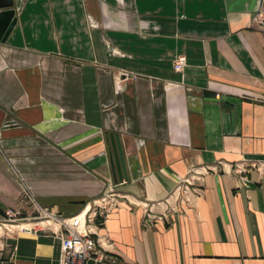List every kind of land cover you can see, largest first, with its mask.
I'll use <instances>...</instances> for the list:
<instances>
[{
    "label": "crops",
    "instance_id": "0c3cea01",
    "mask_svg": "<svg viewBox=\"0 0 264 264\" xmlns=\"http://www.w3.org/2000/svg\"><path fill=\"white\" fill-rule=\"evenodd\" d=\"M15 8L0 42V218L26 207L15 170L63 216L126 180L127 199L99 220L107 258L87 264H264V173L244 185L231 167L264 161V0ZM204 166L200 194L178 189ZM34 228L0 233V264H60V238Z\"/></svg>",
    "mask_w": 264,
    "mask_h": 264
},
{
    "label": "built area",
    "instance_id": "2783aa9c",
    "mask_svg": "<svg viewBox=\"0 0 264 264\" xmlns=\"http://www.w3.org/2000/svg\"><path fill=\"white\" fill-rule=\"evenodd\" d=\"M259 16H263L260 12ZM186 66V56H178L175 61L174 68L177 71H183ZM220 96L217 95V98ZM13 121L12 123H14ZM232 169L241 178L242 184L246 185L248 182L247 174L252 170H257L260 174L264 173V161H252L242 160L231 165ZM209 166H204L201 169L191 168L187 177L183 180L181 185H184V192L192 191L198 195L201 193V189L196 185L203 180L204 174L210 171ZM126 180H122L120 183L110 186L102 194L89 201L84 208L77 214L71 216H63L59 212L43 208L38 205L37 211L39 215L35 218L36 221H29L33 225L31 227H24L23 223H20L17 228L21 231H32L39 225V230L50 232L58 236L61 240V255L60 264H87L88 260L96 257L101 260L107 258L106 255L101 253L99 248L100 242V223L99 220H103L118 206L121 202L127 199L122 193H120L118 186L125 183ZM191 186L194 188L190 189ZM27 195V199L30 202L37 203L35 197L28 190H23ZM189 194V193H188ZM148 215L150 213V205L145 204ZM8 216V220H27L30 217L19 218L16 215L21 214L19 210L9 209L5 212ZM36 230V229H35ZM38 230V229H37Z\"/></svg>",
    "mask_w": 264,
    "mask_h": 264
},
{
    "label": "water",
    "instance_id": "95a60500",
    "mask_svg": "<svg viewBox=\"0 0 264 264\" xmlns=\"http://www.w3.org/2000/svg\"><path fill=\"white\" fill-rule=\"evenodd\" d=\"M18 18L16 16L15 0H0V42H6L16 26ZM227 106L230 103H226ZM109 144L110 156L113 164L116 165L120 179L126 175L125 158L119 135L110 134Z\"/></svg>",
    "mask_w": 264,
    "mask_h": 264
},
{
    "label": "rangeland",
    "instance_id": "374dc122",
    "mask_svg": "<svg viewBox=\"0 0 264 264\" xmlns=\"http://www.w3.org/2000/svg\"><path fill=\"white\" fill-rule=\"evenodd\" d=\"M1 139H2V137L0 135V147H1L0 148V152L3 153V151H2V145H1ZM12 168H13V170H15V166H14L13 163H12ZM15 172H16L15 174H17L18 178L20 179V181L22 182V184L24 186V189L23 190H26V191L29 190L31 192V194L35 197L34 193L31 191V188L28 187V186H26L25 181H23V178L21 176V172H19L18 170H15ZM26 196L27 195L24 193V191H22L21 200L23 201V203H26V207H20V208L15 209V210H19L21 212V214H18L16 216L19 217V218H22V217H30V218L27 219V220H25V219L24 220H8V216L5 213L7 211L6 210L4 212V214H3V217L0 218V233L1 234H3L6 230L9 231L8 230L9 228H11L12 230H17L18 228H17L16 225H18L20 223H23V222H26L27 223L29 221H36L35 218H31V217H37L39 215V212L37 211L38 205H40L43 208H47L49 210H53L49 206H46V205H43V204L39 203L37 201L36 197H35V199H36L37 203H33V202L28 201V199H27ZM23 206H25V205H23ZM53 211L58 212L56 210H53ZM36 227H39V225L36 226Z\"/></svg>",
    "mask_w": 264,
    "mask_h": 264
},
{
    "label": "bare ground",
    "instance_id": "6f19581e",
    "mask_svg": "<svg viewBox=\"0 0 264 264\" xmlns=\"http://www.w3.org/2000/svg\"><path fill=\"white\" fill-rule=\"evenodd\" d=\"M23 226L24 227H31L30 224H28V222L27 223H24Z\"/></svg>",
    "mask_w": 264,
    "mask_h": 264
}]
</instances>
